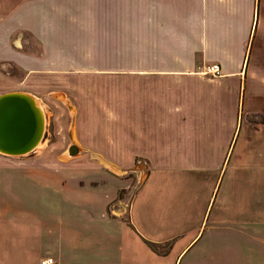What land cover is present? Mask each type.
Segmentation results:
<instances>
[{"label": "crops", "instance_id": "obj_1", "mask_svg": "<svg viewBox=\"0 0 264 264\" xmlns=\"http://www.w3.org/2000/svg\"><path fill=\"white\" fill-rule=\"evenodd\" d=\"M80 52L135 62L0 154V264H264V0H0V93Z\"/></svg>", "mask_w": 264, "mask_h": 264}, {"label": "water", "instance_id": "obj_2", "mask_svg": "<svg viewBox=\"0 0 264 264\" xmlns=\"http://www.w3.org/2000/svg\"><path fill=\"white\" fill-rule=\"evenodd\" d=\"M44 123L37 97L24 91L0 93V154L18 157L33 152L43 138ZM65 152V157L80 153L74 142Z\"/></svg>", "mask_w": 264, "mask_h": 264}, {"label": "rangeland", "instance_id": "obj_3", "mask_svg": "<svg viewBox=\"0 0 264 264\" xmlns=\"http://www.w3.org/2000/svg\"><path fill=\"white\" fill-rule=\"evenodd\" d=\"M80 57L83 60H86L87 63L88 61L90 62L91 66H87V67H78V68H54L52 71V75L49 74L51 77H56V79H58L60 82L59 83H55V78H52V80H49L48 82V87L46 88V90L43 91V93H40L38 95H34L35 97H37L39 103H40V107L42 108V111L44 113L45 116V123H44V134H43V140L47 137L50 138V135H52V128L55 125H58V123L56 121H54L53 119V114L52 112H54V109H56L57 111L63 112V117L64 119L61 120V125L66 126V123L68 124L69 121V115H66V109L65 106H68L70 113L72 114L73 112V108L70 106V103L66 100L65 95H67L68 97L70 96L71 100H75L76 101V94H74L75 91H82L81 87H84L85 89H88V87L92 90L95 91L96 89V85H93L91 82L89 83H84V84H78V83H67V81L72 80V77L76 76H84V77H91V78H97L103 75H109V73L105 74L103 72H110V71H117V75H130V71L132 70V63L135 62V60L130 59L129 56L130 54L128 53V57H122L120 60L116 61V67L115 68H108V67H101L100 65L104 64L101 60H99V55L97 52L94 53H89V52H80L79 53ZM81 63H83L81 61ZM112 63L114 64V62L112 61ZM205 67V66H204ZM204 67L200 70H204ZM114 74V73H113ZM205 74V73H204ZM209 75V74H208ZM51 79V78H49ZM76 81V80H75ZM86 81V80H85ZM91 81V80H90ZM95 84V83H94ZM69 86V87H68ZM68 88H70V95L68 94ZM55 91L54 93H51L49 95L48 91ZM72 91H74L72 93ZM64 95H63V94ZM49 101V102H48ZM65 114V115H64ZM70 143V142H69ZM38 147L35 151H39ZM66 149V148H65ZM64 149V150H65ZM63 150V149H62ZM59 151L58 154H61L63 151ZM27 155H32V152L27 154ZM25 156V155H23ZM20 157V156H18Z\"/></svg>", "mask_w": 264, "mask_h": 264}, {"label": "built area", "instance_id": "obj_4", "mask_svg": "<svg viewBox=\"0 0 264 264\" xmlns=\"http://www.w3.org/2000/svg\"><path fill=\"white\" fill-rule=\"evenodd\" d=\"M203 73L209 75H218L219 67L217 64H211L204 67ZM38 264H54L51 258H43L38 261Z\"/></svg>", "mask_w": 264, "mask_h": 264}, {"label": "bare ground", "instance_id": "obj_5", "mask_svg": "<svg viewBox=\"0 0 264 264\" xmlns=\"http://www.w3.org/2000/svg\"><path fill=\"white\" fill-rule=\"evenodd\" d=\"M38 103H39V101H38ZM39 105H40V103H39ZM40 106H41V105H40ZM38 145H39V143H38ZM38 147H39V146H36V147H35V150H36ZM61 155L64 156V157L66 156V152H65V150H64V152L61 153Z\"/></svg>", "mask_w": 264, "mask_h": 264}]
</instances>
